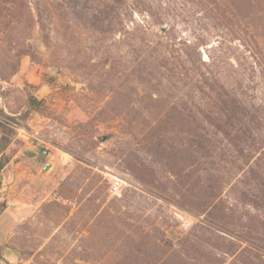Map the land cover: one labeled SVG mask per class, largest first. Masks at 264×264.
<instances>
[{
    "label": "rangeland",
    "instance_id": "374dc122",
    "mask_svg": "<svg viewBox=\"0 0 264 264\" xmlns=\"http://www.w3.org/2000/svg\"><path fill=\"white\" fill-rule=\"evenodd\" d=\"M1 169L0 264H264V0H0Z\"/></svg>",
    "mask_w": 264,
    "mask_h": 264
},
{
    "label": "built area",
    "instance_id": "2783aa9c",
    "mask_svg": "<svg viewBox=\"0 0 264 264\" xmlns=\"http://www.w3.org/2000/svg\"><path fill=\"white\" fill-rule=\"evenodd\" d=\"M116 184H117V182H116ZM113 186H114V183H113ZM115 187V186H114Z\"/></svg>",
    "mask_w": 264,
    "mask_h": 264
},
{
    "label": "crops",
    "instance_id": "0c3cea01",
    "mask_svg": "<svg viewBox=\"0 0 264 264\" xmlns=\"http://www.w3.org/2000/svg\"><path fill=\"white\" fill-rule=\"evenodd\" d=\"M2 172V169L0 170V173Z\"/></svg>",
    "mask_w": 264,
    "mask_h": 264
},
{
    "label": "water",
    "instance_id": "95a60500",
    "mask_svg": "<svg viewBox=\"0 0 264 264\" xmlns=\"http://www.w3.org/2000/svg\"><path fill=\"white\" fill-rule=\"evenodd\" d=\"M46 167H47V165H46Z\"/></svg>",
    "mask_w": 264,
    "mask_h": 264
}]
</instances>
